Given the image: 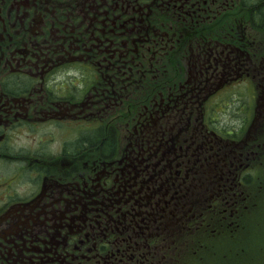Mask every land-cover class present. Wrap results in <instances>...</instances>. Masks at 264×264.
<instances>
[{"label": "flooded vegetation", "instance_id": "1", "mask_svg": "<svg viewBox=\"0 0 264 264\" xmlns=\"http://www.w3.org/2000/svg\"><path fill=\"white\" fill-rule=\"evenodd\" d=\"M262 7L0 0V264H216L258 204Z\"/></svg>", "mask_w": 264, "mask_h": 264}, {"label": "trees", "instance_id": "2", "mask_svg": "<svg viewBox=\"0 0 264 264\" xmlns=\"http://www.w3.org/2000/svg\"><path fill=\"white\" fill-rule=\"evenodd\" d=\"M261 11L258 12V16H261L264 21V7L260 9ZM98 135H102V131L95 132L93 136L91 137V140L94 142L99 137ZM114 140V133L110 132L108 139H107V147L106 150H110L113 145ZM257 183L259 186H261L264 189V170H262L257 178ZM261 199L264 201V193L261 197ZM253 223V222H252ZM253 229L251 227L250 231L247 232V234H237L234 238L230 240L229 243H226V241L221 242V248L222 249V256L223 251L227 252L230 256V263L227 264H235L234 262H231L232 255L236 254L242 250L248 249L251 255L253 256L254 261H257L258 263H262V255L264 254V213L263 217L255 223ZM241 240L244 241V243H241ZM228 241V240H227ZM226 243V244H225ZM250 264H252L250 262Z\"/></svg>", "mask_w": 264, "mask_h": 264}, {"label": "rangeland", "instance_id": "3", "mask_svg": "<svg viewBox=\"0 0 264 264\" xmlns=\"http://www.w3.org/2000/svg\"><path fill=\"white\" fill-rule=\"evenodd\" d=\"M261 82L264 83L262 80H261ZM255 181H257V180H255ZM263 211H264V202H260L258 208L256 209V211L254 212V214L251 217V218H254L253 223H251L252 229H253L254 225H256L255 223L261 219V217L263 215ZM241 243H244V241L241 240ZM215 256H216L215 258L213 256H211L210 258L211 259L214 258L216 264L230 263V256H228L227 258L223 257L222 252H219V250H216ZM252 259H253V256L251 255L249 250L246 249V250H242L236 254H233L231 262H234L235 264H250V262L252 264H264V254L262 255V261H263L262 263H258L257 261H254Z\"/></svg>", "mask_w": 264, "mask_h": 264}]
</instances>
